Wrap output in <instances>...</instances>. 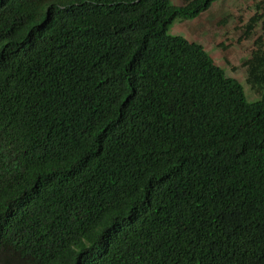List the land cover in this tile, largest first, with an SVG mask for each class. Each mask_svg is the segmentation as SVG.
Here are the masks:
<instances>
[{
  "label": "trees",
  "instance_id": "16d2710c",
  "mask_svg": "<svg viewBox=\"0 0 264 264\" xmlns=\"http://www.w3.org/2000/svg\"><path fill=\"white\" fill-rule=\"evenodd\" d=\"M182 1L0 0V264H264V50Z\"/></svg>",
  "mask_w": 264,
  "mask_h": 264
},
{
  "label": "rangeland",
  "instance_id": "374dc122",
  "mask_svg": "<svg viewBox=\"0 0 264 264\" xmlns=\"http://www.w3.org/2000/svg\"><path fill=\"white\" fill-rule=\"evenodd\" d=\"M176 6L182 0H171ZM172 34L201 44L214 62L244 86L250 101L258 94L246 83L252 51L264 50V0H221L194 20H177Z\"/></svg>",
  "mask_w": 264,
  "mask_h": 264
}]
</instances>
